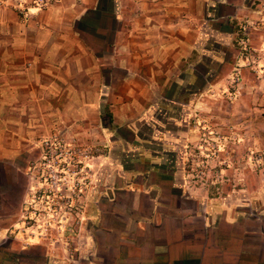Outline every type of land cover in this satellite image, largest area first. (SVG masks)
Returning <instances> with one entry per match:
<instances>
[{
  "label": "crops",
  "instance_id": "crops-1",
  "mask_svg": "<svg viewBox=\"0 0 264 264\" xmlns=\"http://www.w3.org/2000/svg\"><path fill=\"white\" fill-rule=\"evenodd\" d=\"M26 2L25 17L0 4V264H264V183L251 200L213 197L163 158L140 181L111 182L105 206L91 194L79 257L19 232L44 136L110 140L103 165L114 148L132 150L124 131L139 147L137 124L188 91L201 47L227 44L234 56L242 21L264 0Z\"/></svg>",
  "mask_w": 264,
  "mask_h": 264
},
{
  "label": "rangeland",
  "instance_id": "rangeland-1",
  "mask_svg": "<svg viewBox=\"0 0 264 264\" xmlns=\"http://www.w3.org/2000/svg\"><path fill=\"white\" fill-rule=\"evenodd\" d=\"M247 15L249 13L244 14L245 17ZM222 30L225 31L223 35L228 36V29V32L223 28ZM239 30L245 44L242 45L239 38L240 41L234 45V56H230L233 51L227 44L203 45L201 48L207 56L204 65L195 67L198 77L191 82L192 86L186 93H168L171 94L170 100L172 98L173 102L181 105L186 100H194L193 107L177 106L180 109H173V116L176 118H181L184 114L189 116L191 128L189 140L185 142V160L181 159L176 167L179 174L177 178L186 179L189 184L201 187L199 193L206 189L210 196H236L235 202L251 200L255 196L257 185L264 183V12L260 10L253 18H245ZM258 31H261L263 36L259 34L258 43L253 44L252 33ZM153 114L155 115V112ZM167 117L171 116L167 114ZM137 125L139 134L150 135L146 124ZM137 125H134V128ZM176 130L174 129V133ZM181 130L179 129V132ZM122 135L127 142L126 146L130 144L133 152L125 150L122 154L120 147L114 148L111 162L104 165L100 164V158L110 149V140L74 138L77 140V148H80L82 153L87 151L89 155L87 158L77 155V164L81 161V166L84 163L85 167L92 169L89 173H83V181H87L82 201L85 218L78 240L75 238L76 241L73 242L78 248L77 251L71 249L72 252H64L67 257H79L91 194L96 190V195L102 197L100 205L103 207L106 205V190L111 182L118 178L119 182L124 184V175L133 182L140 181V177H144L140 170L149 168V165H144L145 161L139 160L141 149L133 148L136 144L132 142V135L125 131ZM167 141L172 142L170 138ZM42 147L44 150L43 143ZM44 152L32 161L30 167L41 165L45 161L48 156L44 155ZM168 163L170 164L165 167L172 165L171 162ZM199 167L207 169L202 173ZM243 205L246 207L245 211L251 209L248 203ZM48 244L53 251L61 250L62 245H65L62 239L53 237Z\"/></svg>",
  "mask_w": 264,
  "mask_h": 264
},
{
  "label": "built area",
  "instance_id": "built-area-1",
  "mask_svg": "<svg viewBox=\"0 0 264 264\" xmlns=\"http://www.w3.org/2000/svg\"><path fill=\"white\" fill-rule=\"evenodd\" d=\"M50 1L35 0L34 3L37 8L44 9ZM0 4L13 7L22 17L27 16L26 0H0ZM240 43L244 45L245 41L241 39ZM76 141L59 134L43 137V151L48 157L41 165L28 170L30 185L19 219L22 225L19 232L27 236L25 243L51 242L53 237L64 241L61 251H77L73 242L78 240L85 218L82 201L87 181H83V173L91 172L92 168L85 167L84 163L81 166V161L77 164V155L85 158L89 155L77 148ZM199 168L202 173L207 169ZM206 183L209 185L208 181Z\"/></svg>",
  "mask_w": 264,
  "mask_h": 264
},
{
  "label": "flooded vegetation",
  "instance_id": "flooded-vegetation-1",
  "mask_svg": "<svg viewBox=\"0 0 264 264\" xmlns=\"http://www.w3.org/2000/svg\"><path fill=\"white\" fill-rule=\"evenodd\" d=\"M174 106L167 113L156 111L155 115L153 114L151 119L144 123L149 127V136H142V133H138L139 149H141L139 151L141 156L139 160L145 161V166L149 165L148 167H152V159L156 161L163 158L162 165L167 166L170 164L168 162H171L172 165L170 166L176 168L181 159L185 160V155L187 154V144L185 145V142L189 140L191 134L190 118L185 114L181 118L173 116V109L179 108L177 106L187 108L176 102H174ZM167 114L171 117H167ZM174 129H177L175 133ZM179 129L182 130L179 132ZM168 138L172 140L171 143L167 141Z\"/></svg>",
  "mask_w": 264,
  "mask_h": 264
}]
</instances>
